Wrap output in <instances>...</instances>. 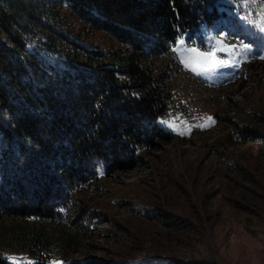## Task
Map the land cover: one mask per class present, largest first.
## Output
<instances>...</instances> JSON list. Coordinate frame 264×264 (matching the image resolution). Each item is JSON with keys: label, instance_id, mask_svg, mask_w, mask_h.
Returning a JSON list of instances; mask_svg holds the SVG:
<instances>
[{"label": "trees", "instance_id": "obj_1", "mask_svg": "<svg viewBox=\"0 0 264 264\" xmlns=\"http://www.w3.org/2000/svg\"><path fill=\"white\" fill-rule=\"evenodd\" d=\"M223 15L213 0H0V220L33 221L7 247L50 264L46 226L87 230L99 216L78 196L171 143L170 74L153 61Z\"/></svg>", "mask_w": 264, "mask_h": 264}, {"label": "rangeland", "instance_id": "obj_2", "mask_svg": "<svg viewBox=\"0 0 264 264\" xmlns=\"http://www.w3.org/2000/svg\"><path fill=\"white\" fill-rule=\"evenodd\" d=\"M213 2L223 17L181 39L184 46L206 50L216 40L242 38L253 52L207 75L183 66L180 40L154 59L155 68L170 74L172 100L162 126L171 143H158L134 171L103 177L78 196L82 209L99 216L86 231H79L74 216L47 225L54 244L50 264H264V35L253 27L264 24V14L260 0ZM86 39L107 52L123 48L102 32ZM206 116L214 123L197 127ZM242 130L254 135L244 137ZM32 225L0 220V249L8 262H32L7 247L16 231Z\"/></svg>", "mask_w": 264, "mask_h": 264}, {"label": "snow or ice", "instance_id": "obj_3", "mask_svg": "<svg viewBox=\"0 0 264 264\" xmlns=\"http://www.w3.org/2000/svg\"><path fill=\"white\" fill-rule=\"evenodd\" d=\"M251 2L255 4L257 0H242V3ZM261 13L264 14V0H260ZM251 23V21H248ZM253 27L261 34L264 35V24L259 26L253 24ZM216 40L215 45L206 50H201L199 46L195 47H186L184 46L185 42L180 40L181 48L179 51L180 62L183 66L197 75H207L215 72L219 68L230 67L237 62V57L246 56L253 52L254 45L250 42H246L242 38H238V43H225V40ZM216 45H223L217 47ZM219 52L225 53L230 59L220 58L217 54ZM264 59V56L260 57ZM204 121L202 124L196 125L197 127H208L210 123H214L213 117L206 116L200 118ZM185 124L187 131L190 132V127L186 122ZM181 135L185 134L184 132L180 133ZM12 261V264H20L18 260L14 257L9 258ZM27 264H33V262L28 261ZM53 264H63L62 261H54Z\"/></svg>", "mask_w": 264, "mask_h": 264}]
</instances>
